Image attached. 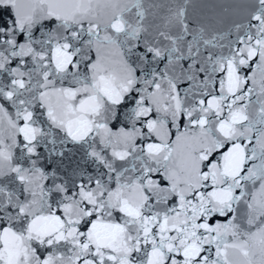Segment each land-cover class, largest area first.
<instances>
[{"label":"snow or ice","instance_id":"6c2138e0","mask_svg":"<svg viewBox=\"0 0 264 264\" xmlns=\"http://www.w3.org/2000/svg\"><path fill=\"white\" fill-rule=\"evenodd\" d=\"M0 264H264V0H0Z\"/></svg>","mask_w":264,"mask_h":264},{"label":"water","instance_id":"95a60500","mask_svg":"<svg viewBox=\"0 0 264 264\" xmlns=\"http://www.w3.org/2000/svg\"><path fill=\"white\" fill-rule=\"evenodd\" d=\"M224 2H226V0H194L195 12L197 14L210 12L215 6ZM216 10H218V8Z\"/></svg>","mask_w":264,"mask_h":264}]
</instances>
